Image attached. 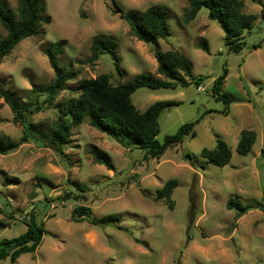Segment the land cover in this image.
<instances>
[{
	"label": "rangeland",
	"instance_id": "1",
	"mask_svg": "<svg viewBox=\"0 0 264 264\" xmlns=\"http://www.w3.org/2000/svg\"><path fill=\"white\" fill-rule=\"evenodd\" d=\"M43 1L51 23L18 44L0 65V83L8 92L19 101L36 100L56 78L50 50L65 43L57 61L70 77L54 104L30 118L38 128L58 121L60 110L78 98L83 79L107 74L115 86L142 73L164 79L157 72L156 46L138 41L122 18L125 12L160 5L169 14L171 35L158 48L184 54L204 82L199 88L195 82L175 89L141 88L132 101L140 112L157 102L178 103L160 115V141L187 124H194L196 137H185L153 159L143 150L124 148L86 121L72 128L63 154L29 142L0 155V220L8 225L0 230V241L26 232L32 213L45 230L35 254L0 264H264V0H242L256 21L239 53L229 52L225 33L208 18V9L187 22L188 0ZM17 5V0H0L11 13ZM0 35H6L1 24ZM99 35L118 43L122 72L109 54L92 61V42ZM220 79L217 96L214 84ZM39 97L43 101L47 94ZM244 130L257 134L247 156L236 152ZM0 135L16 141L23 135L2 97ZM218 140L233 152L223 168L201 155L203 149H215ZM91 150L105 153L113 168L98 164ZM171 179L178 181L173 209L158 196ZM229 201L248 206L249 212L237 217L227 208ZM77 207L89 208L93 219L114 216L119 222L77 221Z\"/></svg>",
	"mask_w": 264,
	"mask_h": 264
},
{
	"label": "trees",
	"instance_id": "2",
	"mask_svg": "<svg viewBox=\"0 0 264 264\" xmlns=\"http://www.w3.org/2000/svg\"><path fill=\"white\" fill-rule=\"evenodd\" d=\"M17 2L16 13H11L0 6V24L6 32L5 36L0 35V65L18 44L35 36L43 24L51 23V17L45 16L46 9L43 0H17ZM188 2L189 9L185 13L187 22L194 20L199 11L206 8L208 9V18L216 21L224 31V42L229 52L239 53L243 49L245 34L250 33L254 28L256 17L246 12L242 0H188ZM122 18L127 22L138 41L156 46L154 56L158 63L157 72L164 79H157L152 75L142 73L133 77L129 82L116 86L111 83L110 76L107 74L94 79H83L79 82L80 94L78 98L70 101L60 110L61 116L57 122L47 126L46 129H40L30 118L45 107H51L54 104L59 92L65 90L70 77L69 73L61 71L57 61L65 43L55 44L54 49L50 50L49 58L56 78L52 84L39 91L36 100L19 101L0 83V97L11 108L14 122L23 127V135L17 141L0 135V155L12 153L29 142L63 154L65 146L70 143L72 128L86 121L102 134L114 138L124 148L143 150L147 157L153 159H160L168 149L181 145L185 137H196L193 130L194 124H187L182 126L176 134L167 135L163 141H160L158 139L160 115L164 110L178 103L157 102L145 112H140L132 101L133 94L141 88L175 89L179 86L187 87L193 82L199 88L204 82V78L197 79L193 74L191 64L184 54L175 49L161 51L158 48L160 41L171 35L167 10L160 5H152L141 12H125L122 14ZM117 44L115 40L100 35L95 37L92 42V61L97 60L103 54H109L117 71L122 72ZM253 48L257 49L258 46ZM222 82V79L215 81L214 94L217 96ZM42 94H47L43 101L39 97ZM227 100H229L228 97ZM256 140L257 134L254 131L244 130L236 152L239 155L247 156L252 151ZM91 152L98 164L109 169L113 168L105 153L99 150H91ZM201 155L208 162L223 168L231 162L233 152L226 142L218 140L215 149H203ZM186 158L191 159L192 157L187 154ZM177 185L178 181L171 179L158 191L159 199H165L170 209L174 208L172 195ZM227 208L235 210L237 217L249 212L248 206H243L236 201H229ZM91 214L89 208L77 207L73 212V218L77 221L84 218L83 220H88L92 225L102 226L114 225L119 222V218L114 216L98 220L93 219ZM25 223L27 225L26 232L17 237L0 241V261L9 259L11 262H15L23 254H35L43 244L44 225L38 223L35 213L30 214ZM117 226L122 229L119 225ZM6 227L8 225L0 220V230Z\"/></svg>",
	"mask_w": 264,
	"mask_h": 264
}]
</instances>
